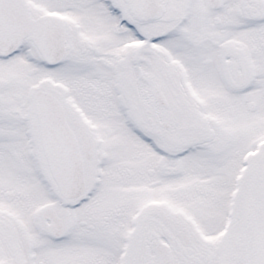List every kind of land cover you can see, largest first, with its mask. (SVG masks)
<instances>
[{"label": "snow or ice", "instance_id": "1", "mask_svg": "<svg viewBox=\"0 0 264 264\" xmlns=\"http://www.w3.org/2000/svg\"><path fill=\"white\" fill-rule=\"evenodd\" d=\"M0 264H264V0H0Z\"/></svg>", "mask_w": 264, "mask_h": 264}]
</instances>
